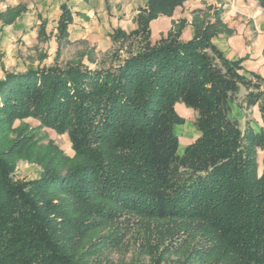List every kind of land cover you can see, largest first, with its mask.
<instances>
[{"label": "trees", "instance_id": "16d2710c", "mask_svg": "<svg viewBox=\"0 0 264 264\" xmlns=\"http://www.w3.org/2000/svg\"><path fill=\"white\" fill-rule=\"evenodd\" d=\"M184 0H147L131 32L116 29L108 60L6 71L0 79V264H88L87 235L119 215L160 221L169 237L182 234L177 263L264 264V135L229 117L240 86L247 105L259 103L264 80L239 73L212 43L214 20L184 21L150 40L149 22L171 15ZM264 8V0H256ZM71 13L63 5L57 53L67 42ZM194 111L199 136L181 153L174 126ZM66 133L73 155L40 144L25 125ZM19 159L40 174L15 176ZM89 243L88 246H90Z\"/></svg>", "mask_w": 264, "mask_h": 264}, {"label": "crops", "instance_id": "0c3cea01", "mask_svg": "<svg viewBox=\"0 0 264 264\" xmlns=\"http://www.w3.org/2000/svg\"><path fill=\"white\" fill-rule=\"evenodd\" d=\"M147 0H0V79L6 71L23 72L41 67L38 55L46 53L44 62H50L57 48V23L65 5L71 13L67 26L68 42L63 46H84L87 55L95 58L113 47L111 34L116 29L128 33L137 28L136 16L146 6ZM219 11L220 31L212 43L229 60H239V73L248 79L264 80V8L256 0H184L171 15H159L149 22L150 40L155 42L165 36L174 23L184 25L181 40L194 35V21H213L214 11ZM42 43L45 44L42 47ZM53 60V59H52ZM86 64V62H82ZM264 90V84L262 85ZM246 93L240 86L236 97L229 104V117L241 128L249 125L264 135V121L259 103L247 105ZM177 113L184 118L178 125V148L199 136L193 125L195 113L183 103H176ZM186 127L181 130V126ZM264 143L257 151L261 166Z\"/></svg>", "mask_w": 264, "mask_h": 264}, {"label": "rangeland", "instance_id": "374dc122", "mask_svg": "<svg viewBox=\"0 0 264 264\" xmlns=\"http://www.w3.org/2000/svg\"><path fill=\"white\" fill-rule=\"evenodd\" d=\"M45 44L42 43V47ZM112 49V48H111ZM99 54L92 58L89 53L86 59L84 53L88 49L84 46L70 45L67 48L61 47L59 53L57 48L54 57L50 62H44L46 53L40 51L38 55L39 66H49L53 63L65 64L69 61L86 62L85 65L94 68L104 64L111 51ZM53 59V60H52ZM25 125L27 130L35 135L40 144L52 141L66 155L72 156L73 150L66 133L58 134L53 129L40 126L39 122L31 117L22 120H15L13 126ZM178 125L174 126V131ZM186 128L181 126V130ZM181 153V148L177 149ZM15 176L20 179H32L40 174V167L19 159L16 164ZM182 234L176 235L174 239L169 237L167 227L160 221L142 220L136 216L119 215L110 224L99 228L87 235V251L91 252L88 264H151L156 258L164 262L177 263L181 257L180 248L185 240ZM89 243H91L90 246Z\"/></svg>", "mask_w": 264, "mask_h": 264}]
</instances>
